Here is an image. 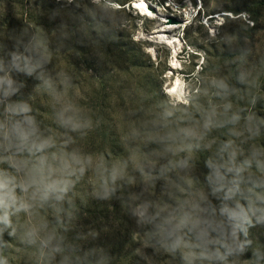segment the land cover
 Masks as SVG:
<instances>
[{"label":"rangeland","instance_id":"rangeland-1","mask_svg":"<svg viewBox=\"0 0 264 264\" xmlns=\"http://www.w3.org/2000/svg\"><path fill=\"white\" fill-rule=\"evenodd\" d=\"M135 1L0 0V264H264V0Z\"/></svg>","mask_w":264,"mask_h":264},{"label":"trees","instance_id":"trees-1","mask_svg":"<svg viewBox=\"0 0 264 264\" xmlns=\"http://www.w3.org/2000/svg\"><path fill=\"white\" fill-rule=\"evenodd\" d=\"M262 4H264L263 2H259V6H258V9H261V8H264V6H262ZM260 11V10H259ZM257 11L255 13V18L260 15V12ZM242 11H233V13L235 14H239L241 13ZM252 18V16H251ZM255 18H252L254 22H256V19ZM201 162H204L202 161V157H201V160H199ZM201 164V163H200ZM214 170V169H213ZM212 171V170H210ZM221 174V175H220ZM218 178L220 179V182L218 181L217 183H215L214 185L217 187V191L216 193L218 194L219 198H217V202L218 204L221 205L222 209L224 210V212H226L227 215H232V212H235V204L234 202L232 201V198H230L231 196V192L232 191H236L234 188V184L232 183L233 181L230 180L228 181V175H226L225 173L223 172H220ZM238 181V180H237ZM238 185V183H237ZM224 191V192H223ZM237 193H238V187H237ZM239 197V196H237ZM237 213L238 212V208H237ZM214 215V214H213ZM213 215L211 216L212 218V221L211 223L213 222ZM242 219V215L239 214V218L237 219V232L242 228V226L240 225L241 223V220ZM232 220H230V223H231ZM233 223H235V221H232ZM214 223V222H213ZM212 223V224H213ZM218 224V223H217ZM233 225V224H232ZM261 229L264 230V226L261 227Z\"/></svg>","mask_w":264,"mask_h":264},{"label":"bare ground","instance_id":"bare-ground-1","mask_svg":"<svg viewBox=\"0 0 264 264\" xmlns=\"http://www.w3.org/2000/svg\"><path fill=\"white\" fill-rule=\"evenodd\" d=\"M132 6L136 9V8H139V9H143L145 7V4L143 1L141 0H138V1H135V2H132ZM161 35V34H160ZM162 36V35H161ZM163 37V36H162ZM170 43H174V40H170L169 41Z\"/></svg>","mask_w":264,"mask_h":264},{"label":"water","instance_id":"water-1","mask_svg":"<svg viewBox=\"0 0 264 264\" xmlns=\"http://www.w3.org/2000/svg\"><path fill=\"white\" fill-rule=\"evenodd\" d=\"M172 21H174V22H175V20H172Z\"/></svg>","mask_w":264,"mask_h":264}]
</instances>
